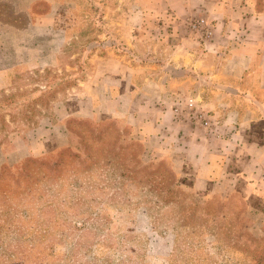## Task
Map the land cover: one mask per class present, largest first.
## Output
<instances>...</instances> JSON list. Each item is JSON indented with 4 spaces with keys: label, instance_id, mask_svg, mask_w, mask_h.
<instances>
[{
    "label": "crops",
    "instance_id": "1",
    "mask_svg": "<svg viewBox=\"0 0 264 264\" xmlns=\"http://www.w3.org/2000/svg\"><path fill=\"white\" fill-rule=\"evenodd\" d=\"M190 1L213 20L209 39L176 28L166 32L165 62L132 59L127 52L136 55L139 46L129 37L139 21L152 16L136 6L122 23L125 31L113 38L104 34L103 50L88 49L90 68L84 77L59 94L35 126L0 144V169L67 146L73 118L115 120L145 144V157L170 162L184 190L203 200L244 204L250 231L264 237V11L253 3L227 9L221 0ZM56 5L42 14L29 11L32 28L14 33V62L8 65L0 54V75L22 66L61 68L60 56L72 38L58 24ZM169 10L194 11L187 4ZM37 42L54 53L41 61L34 53ZM191 94L211 110V128L178 118L179 99Z\"/></svg>",
    "mask_w": 264,
    "mask_h": 264
},
{
    "label": "rangeland",
    "instance_id": "2",
    "mask_svg": "<svg viewBox=\"0 0 264 264\" xmlns=\"http://www.w3.org/2000/svg\"><path fill=\"white\" fill-rule=\"evenodd\" d=\"M54 1L59 13L58 24L67 30L68 37L72 39L68 40L60 56L61 68L42 71L41 68L22 66L0 75V144H8L12 135L36 124L40 114L50 107L59 94H66L73 83L84 77L90 68L88 49L103 50L102 45L108 40L104 34L113 35V38L114 35L118 36V30L125 31L122 23L136 6L152 12V16L144 22L139 21L131 31L133 35L129 38L139 46L138 54L127 52L132 59L138 56L163 63L167 59L164 52L168 41L166 32L179 28L198 34L201 39H209L192 30L190 22L205 17L213 24L208 12L199 10L195 2L190 4V0H172L171 5L167 0H0V54L4 55L8 65L14 62V33L32 28L29 11L42 14L50 9ZM221 2L227 9L242 3H253L256 10L264 11V0ZM182 4L193 5L194 11L183 15L169 10L177 12L178 8L182 9ZM125 42L126 39L123 40ZM45 51L49 53L43 55ZM34 53L36 56L40 53L41 60L54 53V49L38 43ZM191 97L197 102L196 109L207 113L211 111L193 94L179 99L177 109L189 111L187 99ZM178 118L184 120L185 117L179 115ZM70 126L79 135L74 137V146L69 149L77 158L66 156L58 173V189L61 195H67L72 201L80 196L86 202L95 199L85 207L91 209L93 214H104L108 229L100 231V234L108 232L107 237H111V240L106 238L109 243L101 240L95 244L94 252L87 259H81L82 264H252L250 260L253 254H264V244L251 252L244 249L242 243L237 245L239 231L231 230V221L215 223L211 216L200 213L203 210V204L197 202L200 199L184 190L180 182L178 194L166 193L167 186L170 187L174 180L168 160L156 163L160 165V175L169 178L167 186L159 185L160 177L151 180L153 169L142 172V167H149L145 162L151 165L160 161L145 157L147 148L140 140L124 149L125 144L130 143V140L124 142V138L133 137L134 133L126 129L123 123L108 120L96 124L91 120L73 118ZM90 129H93V133ZM121 143L123 147L119 149ZM62 150L64 148L53 147L43 155H30L21 163L6 164L2 168L0 193L11 191L14 197L0 201V215L2 209L9 216L18 210L21 213V207L30 198L29 192L38 195L43 191L46 184L42 178L46 169L35 161L43 158L55 162ZM27 168L31 171H27ZM27 172L35 179L24 177ZM210 207L212 210L215 204L212 203ZM75 209L64 207L63 225L58 233H62L61 228L65 233L73 231L75 224L81 221L75 215ZM74 231L70 237L73 242L65 240L55 245L54 255L49 258L50 264H67L77 237V230ZM0 238L11 242L15 236L7 237L0 231ZM0 264H9L1 253Z\"/></svg>",
    "mask_w": 264,
    "mask_h": 264
},
{
    "label": "trees",
    "instance_id": "3",
    "mask_svg": "<svg viewBox=\"0 0 264 264\" xmlns=\"http://www.w3.org/2000/svg\"><path fill=\"white\" fill-rule=\"evenodd\" d=\"M74 85H76V82L72 84V86ZM42 114H40L39 118L42 116ZM70 121V142L67 146L61 147L64 148V150L59 153L57 161L50 162L49 160L43 158L40 161H35L38 165H40V167H44L46 169L42 178V180L45 181L46 184L43 191L41 193H38V195L29 192L30 198L26 200V202H24L23 206L25 207L22 206L21 213L18 210V212L16 213L17 215L13 214L9 216L7 215V211L5 209H2L1 211V233H4V235H6L7 237H9L10 235L15 236V239H13L11 242H5L4 240H1L2 238H0V253L6 258V263L50 264L49 258L53 257L54 255L55 245L58 243H64L65 240H70L71 242H73L70 237L72 234H74V230H77V233L75 234V237H77L75 243H73L74 250H72V254L67 264H82L81 259H87L90 256V253L94 252L95 244H99L101 240H111V237H107L108 232L106 234H100V231L105 232L104 230L108 229L105 226L106 221L104 214L99 212L93 214V211L91 209L85 207V205H89L90 203L95 201V199H91L86 202L84 198L80 196L77 197L75 201H72L67 195H61V192L58 189V173L63 167L62 165L65 162L66 156L77 158V155L71 153V151L69 150L74 146V137H79V135L70 126ZM37 123L38 122H36V124ZM36 124H33V126H35ZM33 126L29 125L28 128ZM126 129L130 128L126 127ZM90 131L93 133V129H90ZM103 131L100 132L102 133ZM124 139V142L130 140V143H128L127 146L125 144L124 149H127L129 145L135 142L137 143L139 141L134 137ZM119 147V149L123 147L122 143L119 145ZM156 163L161 164V161L152 162L151 165H148L145 162L144 164L149 167H142L140 170L144 172L145 170L150 171L153 169V175L149 174L150 176H152L151 180H156V176L160 177V181H158L159 185L167 186V181L169 178L166 175H160V165H157ZM5 165L6 164H4L2 168ZM2 168L0 169V171L2 170ZM27 171H31L30 168H27ZM171 173L174 176V180L173 183L169 185L170 187L167 186L166 193L168 192L170 194H178L177 190L180 189L178 176L176 175L173 168ZM24 177H27L28 180L35 179V176L29 172L25 173ZM12 197H14V195L11 191L0 193V201L3 200V198L10 199ZM190 202L193 204L195 203L194 201ZM197 202L203 204V210H201L200 213L211 216L215 223L223 222V220L231 221L229 224L231 230L239 231V241L236 243L237 245H240V243H242V245L245 246L244 249H249L248 251L251 252L261 248L262 244H264V237L257 238L250 231V219L247 217V212L244 204L242 205L237 200H235L234 203L229 204L217 199L203 200L202 198L200 199V201L197 200ZM212 203L215 204V207L210 210L209 208H211L210 205H212ZM27 205H29V207ZM64 207H71L72 209L76 207V211H74V213L75 215H78L81 221H79L78 224H75L73 231H68L67 233H65L61 228L60 230L62 231V233H58L59 227L63 225L62 215L64 213ZM13 221L14 223H16L14 224ZM106 242L109 243V241ZM34 253L37 254L34 255ZM252 258L253 259L250 260V263L264 264L263 253H260V255L258 256L253 254Z\"/></svg>",
    "mask_w": 264,
    "mask_h": 264
},
{
    "label": "built area",
    "instance_id": "4",
    "mask_svg": "<svg viewBox=\"0 0 264 264\" xmlns=\"http://www.w3.org/2000/svg\"><path fill=\"white\" fill-rule=\"evenodd\" d=\"M190 25L193 28L192 30L203 34L206 38H210L213 34V25L205 17L191 20ZM187 100V107L189 111H179V109H177V115L185 117L184 120H188V122L195 127L198 126L203 129L211 128L213 121L211 120L209 113L196 109L197 102L194 98L191 97Z\"/></svg>",
    "mask_w": 264,
    "mask_h": 264
}]
</instances>
